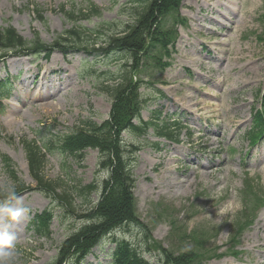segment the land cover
Returning a JSON list of instances; mask_svg holds the SVG:
<instances>
[{
  "label": "rangeland",
  "instance_id": "374dc122",
  "mask_svg": "<svg viewBox=\"0 0 264 264\" xmlns=\"http://www.w3.org/2000/svg\"><path fill=\"white\" fill-rule=\"evenodd\" d=\"M88 2L99 17L66 13ZM171 12L168 25L160 23L163 11L154 12L151 52L146 58L136 52L131 61L132 84L142 78L138 88L122 92L109 83L123 61L104 63L79 51L55 50L47 61L26 52L0 61V79L7 73L9 86L0 96V205L14 189L17 207L27 210L17 223L0 214V232L14 236L7 249L13 264H72L85 253L76 250L81 241L61 247L74 228L88 225L80 201L73 213L59 209L51 191L32 180L20 140L113 116L122 124H112L110 141H118L129 162L135 159L133 222L112 227L99 257L86 256L82 264H107L103 253L114 240L148 264H264V231L244 224L252 216L264 219V136L244 135L257 130V119L264 123V0H180ZM137 14L128 0H0V28L10 26L26 40L37 35L44 44L71 28L84 30L89 44L103 42ZM82 60L93 61L92 68ZM133 109L142 120L159 111L160 119L178 116L163 119L178 127L168 137L151 129L139 136L123 125ZM102 160L93 149L81 160L55 152L45 157L41 177L62 180V187L99 185L110 173ZM43 210L52 218L48 235L39 237L28 220Z\"/></svg>",
  "mask_w": 264,
  "mask_h": 264
},
{
  "label": "trees",
  "instance_id": "16d2710c",
  "mask_svg": "<svg viewBox=\"0 0 264 264\" xmlns=\"http://www.w3.org/2000/svg\"><path fill=\"white\" fill-rule=\"evenodd\" d=\"M179 1L128 0V3L138 6V14L130 22L131 24L128 28L118 36H108L103 42H98L95 39L90 44L85 41L89 37H84L85 32L80 28L63 30L49 44L42 43L37 35L30 40H26L10 26L0 28V60L6 57L7 54L21 55L26 52V54L28 53L35 57L43 54V57L47 59L51 52L55 50L63 55L69 51H79L89 57H98L104 63L123 61V68L115 70V76L110 78L111 82L116 83L115 85L117 86L114 87H120L118 90H122V92L128 87L132 88L134 86L138 88L143 84L142 78H137L132 84V71L134 70L131 61L134 60L136 52H142L144 58L151 52L150 40H152L153 33L150 31V23L156 21L154 12L160 13L163 11L160 23L164 21V24L168 25L174 19V14L171 10L175 9ZM66 13L100 16V11L90 2L86 3L84 7L76 10L71 9L66 11ZM94 31V33H98L97 30ZM119 54L125 56H120ZM82 63L90 67V69L94 64L93 61L89 62L87 60ZM4 87V84L0 86V92ZM139 97L141 96L139 95ZM136 111V109L130 110L127 113L128 119L123 122L124 127L128 131L136 132L137 135L141 136L146 134L148 129H152L156 131L157 135L166 137L170 135L169 126L171 124H167L159 118L160 111L157 112L158 114L153 120L140 119ZM133 119L136 121L132 122ZM112 124L117 126L122 124V122L120 120L116 122V117L114 116L112 122L107 120L100 123L92 120L81 121L64 133H50L49 129L45 131L47 136H44V138L38 136L32 139L24 138L20 140L25 153L29 175L36 181L38 186H42L45 191H51L59 205V209H68L69 212L73 213L75 206H77V201H80V206L85 207V213L81 215L87 217L88 225L75 228L61 247V249L67 250L65 248L67 245L76 246L81 241L80 247L76 250L80 251L85 248V253L78 259L74 257L73 264H82L85 255L88 254L98 258L96 251L101 252L105 249V244H103L102 240L106 234L113 230L111 228L123 227L133 222L131 218L134 215V208L130 206V203L132 202L131 191L135 183L132 171L135 159L129 162L128 158H124L118 141L117 143L110 141ZM263 124L262 119H257L255 124L257 130L248 131L246 135L252 141L263 137ZM87 149L97 150L101 159H105L102 161L104 163L107 162V165L110 166V173H108L105 180L101 181V184L77 183L68 187L65 182V187H62L60 185L63 182L62 180L51 181L43 176L41 177L47 154L56 152L61 156L81 160ZM2 160L12 169L13 163L7 157L2 156ZM93 193L99 194L97 201L94 202L90 198ZM51 215L45 210L34 214L28 222L29 229L39 236H46L48 234L49 221L52 218ZM114 241L115 244L112 247H108L103 253L104 260L108 261L107 264H148L130 245L123 241Z\"/></svg>",
  "mask_w": 264,
  "mask_h": 264
},
{
  "label": "clouds",
  "instance_id": "9594fccd",
  "mask_svg": "<svg viewBox=\"0 0 264 264\" xmlns=\"http://www.w3.org/2000/svg\"><path fill=\"white\" fill-rule=\"evenodd\" d=\"M13 199H16L17 202H19L14 189L8 193V201ZM8 201L0 205V214L6 215L15 220L27 211L23 207L12 206ZM13 241L14 236L12 234L7 231L0 232V246H2L0 247V264H13V253L7 250L14 247Z\"/></svg>",
  "mask_w": 264,
  "mask_h": 264
},
{
  "label": "bare ground",
  "instance_id": "6f19581e",
  "mask_svg": "<svg viewBox=\"0 0 264 264\" xmlns=\"http://www.w3.org/2000/svg\"><path fill=\"white\" fill-rule=\"evenodd\" d=\"M8 203H11V201H8ZM12 204V206H14V207H17V206H19V202H17V201H15L14 200V203H11ZM1 217V216H0ZM19 219V218H18ZM18 219H15V220H13L12 219V221L14 222V223H17L18 222ZM248 223V224H247ZM244 224H246L247 226H251V225H253V224H256V228H257V230L258 231H264V219L262 218V217H254V216H252V217H250V218H248V219H246L245 221H244Z\"/></svg>",
  "mask_w": 264,
  "mask_h": 264
}]
</instances>
